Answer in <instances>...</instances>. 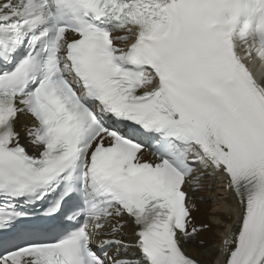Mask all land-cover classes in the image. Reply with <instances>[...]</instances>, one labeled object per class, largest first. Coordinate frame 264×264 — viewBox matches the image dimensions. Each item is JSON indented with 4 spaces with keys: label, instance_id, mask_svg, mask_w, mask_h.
<instances>
[{
    "label": "snow or ice",
    "instance_id": "snow-or-ice-1",
    "mask_svg": "<svg viewBox=\"0 0 264 264\" xmlns=\"http://www.w3.org/2000/svg\"><path fill=\"white\" fill-rule=\"evenodd\" d=\"M257 62L264 0H0V264H204L208 178L264 264Z\"/></svg>",
    "mask_w": 264,
    "mask_h": 264
},
{
    "label": "bare ground",
    "instance_id": "bare-ground-1",
    "mask_svg": "<svg viewBox=\"0 0 264 264\" xmlns=\"http://www.w3.org/2000/svg\"><path fill=\"white\" fill-rule=\"evenodd\" d=\"M217 180L220 181V179L213 178L205 179L202 182L204 185L203 189L194 194L198 207V210L194 215L196 217V221L198 224H209L211 225V228L201 233L200 237L197 238L198 240L203 239L205 241L203 248H200L199 245L193 244L187 245L186 248L189 251L202 252L203 255L201 256V259L204 261V264L217 263L219 259L218 249L221 247V241L225 235L224 227L228 224H231L233 227H235V223L239 215L238 202L233 197H230L229 199L226 198L222 204L211 205L206 203L207 199H209V191H212L210 198L213 199L218 196L219 192L222 193V191L227 195V197L229 196L223 190V185H221V190L217 188L216 184L219 183ZM223 211L225 213H223ZM229 216L230 219H228ZM222 225H224L223 228H221ZM131 231L132 229H126V232L129 233L126 239L132 238Z\"/></svg>",
    "mask_w": 264,
    "mask_h": 264
},
{
    "label": "rangeland",
    "instance_id": "rangeland-1",
    "mask_svg": "<svg viewBox=\"0 0 264 264\" xmlns=\"http://www.w3.org/2000/svg\"><path fill=\"white\" fill-rule=\"evenodd\" d=\"M218 199H221V196L219 195L218 196ZM209 203H211V202H209ZM212 205H213V201H212ZM216 245V244H215ZM216 247H217V245H216Z\"/></svg>",
    "mask_w": 264,
    "mask_h": 264
}]
</instances>
